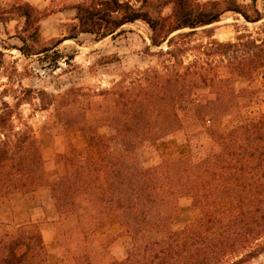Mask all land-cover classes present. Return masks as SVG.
<instances>
[{"label":"trees","instance_id":"trees-1","mask_svg":"<svg viewBox=\"0 0 264 264\" xmlns=\"http://www.w3.org/2000/svg\"><path fill=\"white\" fill-rule=\"evenodd\" d=\"M59 1L60 9H73L75 15L68 35L55 47L82 33L97 40L114 37L126 31V25L142 21L152 31V46L167 43L166 53L173 58L187 51L188 37L220 22L226 12L241 14L248 22L263 19L258 0ZM35 11L26 0H0V24L15 17L25 20L18 36L21 46L4 45L0 36V68L5 50L16 48L26 57L32 55V46L41 38V19ZM179 40L182 43H176ZM202 45L192 64L182 60V70L176 74L152 76L159 81L155 84L146 78L135 96L128 94L124 102H115L110 116L100 114L99 122L107 126L109 137L98 135L96 125L83 129L97 157L83 156L73 148L56 153L54 181L47 177L36 131L21 111L29 100L14 96L10 103L4 99L8 92L4 89L0 93V197L49 186L57 213L70 220L76 242L86 243L87 225L95 229L110 218L117 219L131 237L125 259L104 263L92 251L76 247L75 251H81L73 256L77 264H264V259L254 261L264 256V114L227 132L210 130L213 144L203 156L185 154L169 160L158 154V160L146 164L138 154L144 146L157 147L160 138L178 129L179 103L189 104L197 113L220 117L232 113L238 106L233 77L247 79L264 68L263 38L238 37L235 42L212 40ZM55 53L58 68L64 57L59 49ZM75 55L65 61L69 63ZM213 55L227 60L229 76L214 72ZM197 88L208 91L204 103L196 104L192 98ZM23 91L29 96L34 92ZM108 138L121 144V155L112 154ZM182 198L198 207L201 215L173 230L172 219ZM152 231L161 237L150 240ZM0 264H49L37 224L0 233Z\"/></svg>","mask_w":264,"mask_h":264},{"label":"rangeland","instance_id":"rangeland-1","mask_svg":"<svg viewBox=\"0 0 264 264\" xmlns=\"http://www.w3.org/2000/svg\"><path fill=\"white\" fill-rule=\"evenodd\" d=\"M26 1L37 10L34 14L40 16L41 38L32 46L30 57L24 56L16 48L5 50L3 66L0 68V93L8 89L4 99L10 103L14 102V96L29 100L30 103L21 106V111L36 131L47 161L48 179L58 177L56 153H68L73 148L83 156L97 157V149L88 143L83 129L88 125H96L98 135L109 137L107 126L99 122L100 114L104 112L106 116H110L115 102H124L128 94L135 96L141 90L140 83L145 84L146 78L155 84L159 81L151 78L154 75L163 78L168 74H176L182 70V60L185 65L192 64L196 55L200 54L199 50L204 49L202 44L212 40L228 43L237 41L238 37H243L244 40L264 39V0H258L257 8L263 17L261 21L248 22L241 14L226 12L220 22L200 28L197 33L188 37L185 41L187 44L184 45L187 51L180 53L177 58L166 53L169 49L167 43L160 47L152 46V31L142 21L126 25V31L114 37L97 40L92 34L82 33L78 39L66 40L59 47H55L59 40L68 35L69 23L75 11L60 9L59 0ZM248 11L252 12L250 9ZM23 27L25 20L19 17L0 24L2 44L21 46L22 41L18 36ZM180 41L183 40L176 43H182ZM176 48L177 44L173 50ZM58 49L64 58L59 59L58 68H55V60L58 58L55 52ZM72 53L76 54L75 58L67 63L65 60ZM210 58H213L211 64L214 72L216 70L223 77L229 76L227 60L221 55ZM233 86L238 106L232 113L224 117L212 112L197 113L189 104L179 103L178 129L160 138L156 143L157 147H142L138 151L141 159L150 164L158 160V154L169 160L185 154L203 156L213 144L210 130L227 132L244 122L260 119L264 113L258 111L257 105L264 99V68L252 72L247 79L234 76ZM25 88H31L34 92L30 96L25 95ZM193 92L192 98L196 104L198 101L204 103L209 96L204 88H197ZM108 143L114 156L122 154L123 148L116 139L108 138ZM17 192L22 191L10 194ZM200 215L201 210L198 207L193 206L190 200L182 198L171 227L173 230L182 229ZM69 221L58 213L54 219L66 264H77L73 256L83 248L92 251L91 254L95 255L97 261H112L110 253L114 245L111 244H114L116 238L103 243L97 232L98 226L94 229L87 225L86 243L80 244L73 237L72 224ZM160 237L161 233L157 231L148 234L150 240ZM110 246L112 247L109 249ZM76 247L79 248L77 251L74 250ZM261 259L264 256L254 261L257 263Z\"/></svg>","mask_w":264,"mask_h":264},{"label":"crops","instance_id":"crops-1","mask_svg":"<svg viewBox=\"0 0 264 264\" xmlns=\"http://www.w3.org/2000/svg\"><path fill=\"white\" fill-rule=\"evenodd\" d=\"M257 109L260 113H264V99L257 105ZM54 180L55 177L49 179V181ZM56 214L57 209L49 186L40 187L32 192H17L0 197V233H13V230L20 226L37 224L46 244L49 264H66L54 223ZM97 232L101 241L105 243L116 238L114 244H111L114 245V249L112 248L110 253L112 255L110 260L125 259L132 241L127 234H124L117 219L105 220L98 225Z\"/></svg>","mask_w":264,"mask_h":264}]
</instances>
